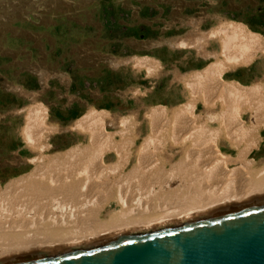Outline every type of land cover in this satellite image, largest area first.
Instances as JSON below:
<instances>
[{
	"label": "bare ground",
	"instance_id": "1",
	"mask_svg": "<svg viewBox=\"0 0 264 264\" xmlns=\"http://www.w3.org/2000/svg\"><path fill=\"white\" fill-rule=\"evenodd\" d=\"M209 37L219 48L204 53L214 60L183 78L186 102L146 112L144 136L134 117L109 130L110 114L90 109L73 124L85 140L45 154L58 126L44 105L27 107L22 135L40 155L28 174L0 183V255L175 219L264 191V159L250 156L262 139L264 80L245 86L224 78L264 57V36L226 21L199 38ZM134 65L150 71L160 63L145 56ZM222 142L236 154L224 152Z\"/></svg>",
	"mask_w": 264,
	"mask_h": 264
},
{
	"label": "rangeland",
	"instance_id": "2",
	"mask_svg": "<svg viewBox=\"0 0 264 264\" xmlns=\"http://www.w3.org/2000/svg\"><path fill=\"white\" fill-rule=\"evenodd\" d=\"M259 4V0H0L1 186L28 174L40 155L22 135L28 106L44 105L49 122L58 126L45 154L83 142L85 135L73 124L90 109L110 114L109 130H116L122 118L134 117L144 136L146 112L186 102L183 78L214 60L204 52L217 50V40L209 37L202 43L200 35L222 22L236 21L264 36V28L249 25L256 24L253 17ZM201 43L204 47H197ZM145 56L160 66L150 72L134 65L136 57ZM224 78L245 86L264 80L263 55L228 70ZM261 134L259 146L250 152L256 161L264 159V127ZM220 145L226 153L237 152L229 142ZM113 207L115 202L101 218H107Z\"/></svg>",
	"mask_w": 264,
	"mask_h": 264
},
{
	"label": "water",
	"instance_id": "3",
	"mask_svg": "<svg viewBox=\"0 0 264 264\" xmlns=\"http://www.w3.org/2000/svg\"><path fill=\"white\" fill-rule=\"evenodd\" d=\"M0 264H264V191L175 219L3 254Z\"/></svg>",
	"mask_w": 264,
	"mask_h": 264
},
{
	"label": "trees",
	"instance_id": "4",
	"mask_svg": "<svg viewBox=\"0 0 264 264\" xmlns=\"http://www.w3.org/2000/svg\"><path fill=\"white\" fill-rule=\"evenodd\" d=\"M260 4L257 7L258 14L254 15L256 24H249L251 27L262 30L264 28V0H259Z\"/></svg>",
	"mask_w": 264,
	"mask_h": 264
}]
</instances>
